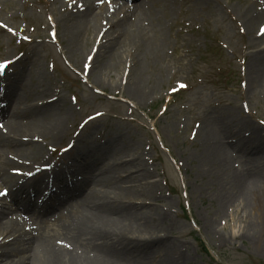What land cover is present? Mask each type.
I'll list each match as a JSON object with an SVG mask.
<instances>
[{
	"label": "rangeland",
	"instance_id": "obj_1",
	"mask_svg": "<svg viewBox=\"0 0 264 264\" xmlns=\"http://www.w3.org/2000/svg\"><path fill=\"white\" fill-rule=\"evenodd\" d=\"M113 1L127 6L140 2ZM154 1L149 8L154 15L149 24L153 30L150 37L152 42L162 44L161 50L154 54L133 45L127 54L121 51L119 40L113 48L114 60L97 63L94 70L89 68L85 55L88 57L94 48L95 34L88 32L76 38L81 48L77 57L63 48L67 44L65 27L61 22L59 28L56 24L68 6L54 5V0H29L24 7L18 6L13 18L4 21L0 16V24L10 31L9 36L0 32V69L10 78L7 84L24 82L32 93L26 92L29 100H24L21 108L55 97L66 99L69 108L62 136L55 142L45 138L44 153L20 161H33V167L65 162L60 168L66 171L78 148L98 149L101 144L112 143L117 146L116 157L140 153L153 175L151 181L158 185L155 191L161 198L154 202L172 207L173 214L170 221L158 225L167 229L169 249H161L164 252L160 254L151 246L138 261L264 264L263 237L253 238L246 232L249 222L261 219L253 206L255 200L237 202L224 215L220 210L219 186H207L215 183L216 178L210 177L209 183L208 176H197L194 161L199 143L197 132L213 128L219 118L238 120L250 137H257L254 128L264 132V88L251 83L248 70L250 57L264 47L263 21L255 19L258 15L264 20V7L258 0ZM23 55L33 59L35 73L28 67L23 70L5 62L9 56L18 60ZM129 58L138 61L143 87L152 90L146 99H136L129 93L134 85L125 78L130 70ZM39 82L48 86L45 93L33 91ZM60 105L63 108L64 103ZM257 139L264 143V137ZM112 149L108 150L109 155H114ZM141 162L136 161L131 170L143 168ZM259 165L264 167V161ZM134 204H141V200L136 199ZM81 210L70 204L60 212L66 219L90 225L92 221L82 218ZM26 217L24 229H36L38 233L53 229L61 232L68 223L66 219L43 222ZM8 235L5 242L20 236L14 231ZM57 238L61 244L63 241ZM152 241L157 240L144 242ZM21 244L19 239L17 248ZM76 251L82 256L83 250L76 247ZM19 256H12V261H18ZM38 256L42 258V253ZM76 261L81 263L82 258L76 256Z\"/></svg>",
	"mask_w": 264,
	"mask_h": 264
},
{
	"label": "bare ground",
	"instance_id": "obj_2",
	"mask_svg": "<svg viewBox=\"0 0 264 264\" xmlns=\"http://www.w3.org/2000/svg\"><path fill=\"white\" fill-rule=\"evenodd\" d=\"M258 1L264 7L263 0ZM28 2L0 0V16L4 21L8 17L13 18L18 6L24 7ZM54 2V5L60 3V7L68 6L61 19L55 15L58 17L56 27L59 28V22L64 24L67 44L63 48L73 57H77L81 50L76 38L88 32L95 34L94 48L90 49L88 57L85 55L90 69L94 70L97 63L113 61V48L119 40L121 51L127 54L133 45H140L154 54L162 48L161 43L152 42L150 37L153 30L149 24L154 15L149 8L154 0H140L131 6L113 0ZM52 13L54 15V11ZM255 16L256 22L263 21L264 27V20H260L263 17ZM0 32L6 36L10 33L1 24ZM5 62L23 70L28 67L35 73L36 66L30 55H23L18 60L9 56ZM248 62L251 83L264 88V47ZM137 65L136 59L129 61L127 66L130 70L125 78L134 83L129 91L132 97L146 99L152 90L143 87ZM119 75L124 77L121 73ZM9 81L5 71L0 69V264H149L146 260L145 263L138 260L143 259L151 246L160 254L169 249L171 240L167 229L158 225L170 221L173 210L170 206L154 202L161 197L157 196L155 187L158 185L151 181L153 175L142 154L127 153L116 157L117 146L112 143L101 144L98 149L78 148L73 163H69L66 172L62 171V177L52 174V179H56L59 185L51 191L37 174L32 178L26 176L27 172L34 174L31 169L33 161L20 160L44 153L42 140L45 138L55 142L62 136L69 108L66 107V99L59 100L58 97L21 108L23 101L29 100L26 92L31 93V90L24 82L7 84ZM47 89L44 82H39L33 91L42 94L40 92L45 93ZM60 101L64 103L63 108ZM254 133L257 137H264V132L258 127L254 128ZM197 136L199 143L194 153L197 176L202 173L209 179L216 178L213 184L210 179L207 186H219L220 210L224 215L237 202L253 198L255 212L258 210L261 219L257 217L256 222H249L246 232L253 238L259 236V239H264V203L261 202H264V167L259 165L264 161V143H258L257 137L247 135L243 125L231 117L219 118L213 128L199 129ZM111 149L115 156L109 155L108 150L110 152ZM136 161L138 164L142 161L144 165L133 172L131 169L136 166ZM21 170L26 171L21 174ZM76 185H79V190L69 188ZM4 190L7 193L2 196ZM7 198L10 201L7 202ZM136 199L141 200V204H134ZM147 201L152 203L147 204ZM70 204L80 207L82 218L92 221L91 224L84 225L62 216L60 211ZM27 215L43 222L54 218V221L66 219L68 223L61 232L43 229L38 233L36 229L25 228L26 231L23 225H27L24 221ZM258 229L259 234L255 235ZM13 231L20 236L12 242H5L8 233ZM18 238L23 244L17 248ZM56 238L63 242L58 244ZM149 239L157 241L144 242ZM73 245L83 250L82 256L77 254ZM40 253L42 258L38 256ZM18 254V261H12V256ZM76 256L82 258L81 263L76 261Z\"/></svg>",
	"mask_w": 264,
	"mask_h": 264
}]
</instances>
